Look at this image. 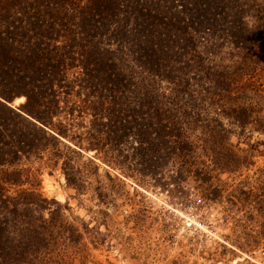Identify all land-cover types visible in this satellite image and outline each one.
Masks as SVG:
<instances>
[{"label":"trees","instance_id":"obj_1","mask_svg":"<svg viewBox=\"0 0 264 264\" xmlns=\"http://www.w3.org/2000/svg\"><path fill=\"white\" fill-rule=\"evenodd\" d=\"M227 123L264 132V0H0V264L65 229L44 166L79 188L93 151L180 193L246 166Z\"/></svg>","mask_w":264,"mask_h":264},{"label":"rangeland","instance_id":"obj_2","mask_svg":"<svg viewBox=\"0 0 264 264\" xmlns=\"http://www.w3.org/2000/svg\"><path fill=\"white\" fill-rule=\"evenodd\" d=\"M227 126L246 166L229 173L211 165L204 170L213 183L186 179L180 193L127 176L93 151L77 161L79 188L61 165L44 166L37 188L62 205L65 229L33 264H264V132Z\"/></svg>","mask_w":264,"mask_h":264},{"label":"bare ground","instance_id":"obj_3","mask_svg":"<svg viewBox=\"0 0 264 264\" xmlns=\"http://www.w3.org/2000/svg\"><path fill=\"white\" fill-rule=\"evenodd\" d=\"M17 102H19L18 99H17Z\"/></svg>","mask_w":264,"mask_h":264}]
</instances>
